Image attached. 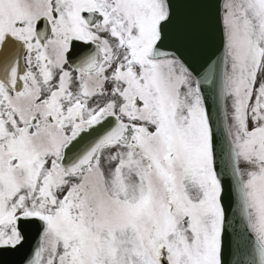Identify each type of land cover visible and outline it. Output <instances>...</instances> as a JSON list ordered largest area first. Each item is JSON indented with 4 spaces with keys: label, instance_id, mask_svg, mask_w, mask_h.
I'll return each instance as SVG.
<instances>
[{
    "label": "snow or ice",
    "instance_id": "6c2138e0",
    "mask_svg": "<svg viewBox=\"0 0 264 264\" xmlns=\"http://www.w3.org/2000/svg\"><path fill=\"white\" fill-rule=\"evenodd\" d=\"M0 264H264V0H0Z\"/></svg>",
    "mask_w": 264,
    "mask_h": 264
}]
</instances>
